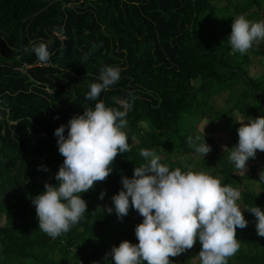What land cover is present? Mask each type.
<instances>
[{"label": "trees", "instance_id": "trees-1", "mask_svg": "<svg viewBox=\"0 0 264 264\" xmlns=\"http://www.w3.org/2000/svg\"><path fill=\"white\" fill-rule=\"evenodd\" d=\"M263 2L0 0V264H114L110 256L105 259L113 246L124 240L138 244L135 228L143 220L138 211L130 207L121 221L105 206L114 208L112 197L123 188L121 178H132L134 169L145 163L140 150L194 152L187 141L195 136V117H208L214 109L211 97L237 83L239 93L235 88L229 92L234 102L230 109L242 106L264 116V85L248 71L250 55L264 57V40L241 55L233 53L228 37L236 14L264 21ZM41 42L52 53L46 64H37L35 53L25 52ZM25 65L30 66L19 69ZM103 66L121 69L119 81L98 100L120 110L122 100H131L123 129L131 150L116 157L105 181L81 194L87 204L81 221L53 239L39 230L32 199L45 191V182L58 183L55 175L64 157L54 132L94 109L95 101H87L85 94L100 82ZM6 108L8 120L2 116ZM230 109L213 110L209 118L216 120ZM67 132L66 127L65 136ZM215 159L221 164L214 173H221L222 185L229 186L239 176L234 164L217 155L203 164L212 165ZM161 163L170 170L185 168L166 158ZM261 172L264 165L259 180ZM259 186V192L240 191L243 209L259 206L264 211V181ZM243 214L255 231L243 236L237 228L240 248L228 264H264V237L257 234L255 216ZM187 257L172 264H192Z\"/></svg>", "mask_w": 264, "mask_h": 264}, {"label": "clouds", "instance_id": "clouds-1", "mask_svg": "<svg viewBox=\"0 0 264 264\" xmlns=\"http://www.w3.org/2000/svg\"><path fill=\"white\" fill-rule=\"evenodd\" d=\"M228 37L233 53L247 54L255 42L264 40V21L254 22L240 15L233 20ZM25 52L35 53L43 64L52 55L48 44L43 42L25 47ZM120 74L119 67L103 66L100 82L92 83L85 94L87 101H95L94 109L74 116L54 132L58 151L64 157L55 175L58 183L45 182V191L32 199L39 230L53 239L81 221L87 209L81 194L92 189L96 182L105 181L113 171L116 157L131 150L123 131L127 127L131 100L121 101L123 110L107 107L98 100L102 92L119 81ZM239 123L238 143L230 148L229 160L235 172L244 175L249 158L254 159L257 150L264 152V116ZM205 125L203 139L196 135L187 141L202 157L211 151L204 137ZM140 155L145 163L134 169L132 178H121L123 188L112 197L114 208L105 206L109 214L115 211L121 221L130 207L138 211L143 217L135 228L139 243L122 241L106 254V260L110 256L114 264H172L169 257L192 249L198 240L202 246L200 264H228V259L240 248L237 228L248 225L244 211L255 216L257 234L264 237V211L259 206L241 210L237 203L241 198L238 189L190 168L170 170L153 150L141 149ZM260 180L264 181V172L260 173ZM104 195L102 191L100 199Z\"/></svg>", "mask_w": 264, "mask_h": 264}, {"label": "rangeland", "instance_id": "rangeland-1", "mask_svg": "<svg viewBox=\"0 0 264 264\" xmlns=\"http://www.w3.org/2000/svg\"><path fill=\"white\" fill-rule=\"evenodd\" d=\"M256 9V5H254L251 8L250 12H253ZM264 9V2L262 4V8ZM259 11V13H260ZM240 15H244L248 20L253 21L252 18H248L247 13L243 14H236L234 16V19L237 18ZM261 18L264 19V13H260ZM251 57V64L248 68L249 75L251 76H257L256 78L260 82L262 80V83L264 85V57L261 55H250ZM198 82V81H197ZM196 83V81H194ZM235 88L236 93H239L240 91V85L239 83L233 85L230 88H227V90H223L219 92L218 94H214L211 99L209 100L210 103L214 105V111H226V109H230L231 104L233 105V95L230 96L229 92L230 89ZM230 99V100H229ZM213 110H211L208 115L212 116L211 113H213ZM258 114V113H257ZM257 114H251L247 111L246 108H242V106H238L237 108H231L230 111H227L219 117L216 120H211L208 117H195V120L192 122L193 129L192 132L196 135H200L203 139V132L202 128L205 125L204 128V137L205 141L208 145L211 147V151L202 157L200 154L194 152L191 153H181V154H166L163 150H161L159 155L161 158H166L170 161H178L181 165H183L185 168L183 171L189 170V168L196 172H204L206 174H209L215 178L220 179L222 181L223 175L219 172L214 173V169L219 168L221 161L220 159H215L214 163L209 166H205L203 162L212 155H217L219 157L229 158V152L230 148L235 146L238 143V128L241 126L239 121L244 120L247 122L249 119H255L259 117ZM232 120L237 121L238 126L236 127ZM191 126V124H188ZM225 146L227 147L225 149ZM216 150V152H215ZM264 165V152H261L257 150L255 158H249V160L246 163V172L244 175H239L235 181L230 184L229 186H232L233 188L238 189L239 191H242L243 189H248L251 191L259 192L261 191V188L259 186V168L260 166ZM235 171V170H233ZM238 205L241 207V210L243 209V205L241 203V200L239 199L237 201ZM244 215V214H243ZM239 234L243 236H248L252 234L254 229V224L248 225V228L246 231H242L241 229H238ZM201 245L197 246V242L195 243L194 247L190 250H187L186 252L176 256V257H169L170 261L176 262L179 261L181 257L188 254L187 260L191 262L192 264H200L199 259V252L201 250Z\"/></svg>", "mask_w": 264, "mask_h": 264}, {"label": "built area", "instance_id": "built-area-1", "mask_svg": "<svg viewBox=\"0 0 264 264\" xmlns=\"http://www.w3.org/2000/svg\"><path fill=\"white\" fill-rule=\"evenodd\" d=\"M60 37V39H63L64 37L63 36H59ZM37 64H40V62L38 61L37 62ZM28 66H30V65H25V66H22V67H20L19 69L20 70H24L26 67H28ZM1 102V101H0ZM5 112H6V115H2L3 117H5V119H7V114H8V109L6 108L5 109ZM8 120V119H7ZM11 123H15L14 121H11ZM45 136V132H41L40 133V137H44ZM35 141H36V138L33 140V143H35ZM41 161L43 160V159H40Z\"/></svg>", "mask_w": 264, "mask_h": 264}]
</instances>
